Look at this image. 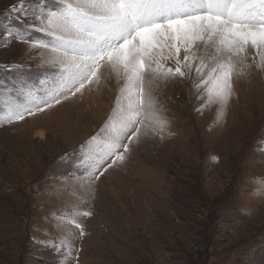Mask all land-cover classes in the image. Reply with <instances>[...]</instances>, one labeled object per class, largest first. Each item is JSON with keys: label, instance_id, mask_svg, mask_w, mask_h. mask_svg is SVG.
<instances>
[{"label": "rangeland", "instance_id": "rangeland-1", "mask_svg": "<svg viewBox=\"0 0 264 264\" xmlns=\"http://www.w3.org/2000/svg\"><path fill=\"white\" fill-rule=\"evenodd\" d=\"M24 2L35 24L32 9L55 6ZM16 4L0 0V85L47 87L59 77L54 54L9 36L24 31ZM28 39L51 38L30 30ZM205 51L214 49L200 44L196 54ZM257 62L249 49L250 67L233 78L223 107L195 86L198 60L183 78L153 80L163 130L142 133L99 179L84 161L91 138H104L124 83L110 69L59 104L0 124V264H264V70ZM74 209L91 213L76 218L83 236L60 226ZM69 230L70 254L58 247Z\"/></svg>", "mask_w": 264, "mask_h": 264}, {"label": "snow or ice", "instance_id": "snow-or-ice-1", "mask_svg": "<svg viewBox=\"0 0 264 264\" xmlns=\"http://www.w3.org/2000/svg\"><path fill=\"white\" fill-rule=\"evenodd\" d=\"M13 11L25 18L24 31L9 32V36L50 49L59 77L41 88L23 81L15 91L0 85V124L22 121L26 115L59 104L62 96L67 99L68 94L98 84L106 68L124 81L114 115L102 130L104 138L92 137L89 143L84 163L95 179L103 175L100 169L105 164L103 171L123 163L142 133L163 130L166 121L152 97L153 80L183 78L185 69L191 72L198 60L195 71L201 79L195 86L204 87L207 103L223 107L232 95L233 78L250 67L249 49L258 61L256 67L264 70V0H55L53 8L45 4L39 12L32 9L39 24L27 19L24 0H17ZM30 30L51 39L29 40ZM200 44L214 51L197 56ZM169 60H174L175 67L167 66ZM89 215L78 209L66 212L59 217L60 226L75 227L83 236L76 218ZM72 235L67 231L58 244L69 254Z\"/></svg>", "mask_w": 264, "mask_h": 264}, {"label": "bare ground", "instance_id": "bare-ground-1", "mask_svg": "<svg viewBox=\"0 0 264 264\" xmlns=\"http://www.w3.org/2000/svg\"><path fill=\"white\" fill-rule=\"evenodd\" d=\"M43 132H44V131L41 130V129H38V130H37V133H38L40 136H44V135H43V134H44Z\"/></svg>", "mask_w": 264, "mask_h": 264}, {"label": "crops", "instance_id": "crops-1", "mask_svg": "<svg viewBox=\"0 0 264 264\" xmlns=\"http://www.w3.org/2000/svg\"><path fill=\"white\" fill-rule=\"evenodd\" d=\"M149 182H151V181H149ZM147 188V187H146ZM149 189V188H148Z\"/></svg>", "mask_w": 264, "mask_h": 264}]
</instances>
